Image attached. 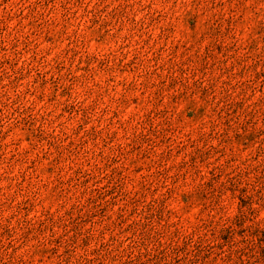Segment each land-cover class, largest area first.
Here are the masks:
<instances>
[{
	"label": "rangeland",
	"instance_id": "1",
	"mask_svg": "<svg viewBox=\"0 0 264 264\" xmlns=\"http://www.w3.org/2000/svg\"><path fill=\"white\" fill-rule=\"evenodd\" d=\"M0 264H264V0H0Z\"/></svg>",
	"mask_w": 264,
	"mask_h": 264
}]
</instances>
